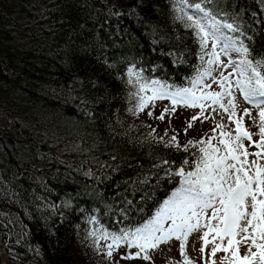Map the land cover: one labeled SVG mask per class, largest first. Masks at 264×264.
<instances>
[{
	"label": "trees",
	"instance_id": "16d2710c",
	"mask_svg": "<svg viewBox=\"0 0 264 264\" xmlns=\"http://www.w3.org/2000/svg\"><path fill=\"white\" fill-rule=\"evenodd\" d=\"M186 1L264 75V0ZM205 57L177 0H0V264H102L95 233L157 219L217 145L137 105L153 80L191 90Z\"/></svg>",
	"mask_w": 264,
	"mask_h": 264
},
{
	"label": "rangeland",
	"instance_id": "374dc122",
	"mask_svg": "<svg viewBox=\"0 0 264 264\" xmlns=\"http://www.w3.org/2000/svg\"><path fill=\"white\" fill-rule=\"evenodd\" d=\"M177 1L180 2L188 17H191L189 19L190 26L196 28L199 32L206 56L207 68L199 76L194 87L191 88V92H194L196 97L204 96L207 93L219 92L222 94L220 102L213 104L210 99H202L199 103L204 105L203 110L198 105L188 106L184 103L181 96L176 95L181 91L172 92L161 81L153 80L149 84H144L142 98H140L141 100L137 105L138 111L147 119L151 118L161 121L164 127L182 125L189 128V131L199 133L202 137L214 131L215 140L212 145H217L216 147L220 149L217 155L226 154L225 146L220 143L221 140L236 142V136L239 135L237 132V121H239L241 130L247 131L251 135V140L242 138L239 143L243 145V149L238 150L237 154L240 155L241 162L245 161V159L247 160L245 168L249 170V174H253L255 168L249 167L252 161L255 160L260 166H264V147L258 148L255 146L256 144H260L262 139H264L260 134V128L264 127V121L261 120L259 115L261 111H264V103H260L257 106V101L261 99L260 97H255L252 101L245 100L243 93L237 87L236 81L246 78L240 75L241 71L247 70L248 75H251L248 64L242 63L247 61L244 57V51L239 46L234 45L233 39L229 34H226L227 31H232V29L223 27V25L228 23H222L214 19L221 26L219 31H215L210 24L212 17L210 18L209 15L206 17L204 13L207 11L202 7L204 11L200 12L195 7L190 6L186 0ZM196 21H199L205 31H215L216 40L213 41L209 37L205 44L203 42L204 33L197 27ZM214 43L216 45L215 49H213ZM225 44L228 45L227 54L222 50ZM213 51L219 55V62L209 63L213 59ZM224 77L228 79L224 80ZM154 92L156 93L155 97L153 96ZM228 93H231V95ZM173 99H176L178 102L174 104ZM229 101L234 103V108L229 104ZM220 104H223L228 111L221 108ZM166 109L167 111H165ZM245 110L249 113L248 115H245ZM233 112L235 113L234 116L232 115ZM149 113L151 114L149 115ZM161 114L164 115L163 120L158 119ZM193 117H198V119L193 120ZM189 123H191V127H188ZM217 125H223V128L217 127ZM222 133H227L228 135H222ZM244 149L249 153L247 157L241 155ZM256 152H260L261 155L259 157L253 155ZM229 163H235V161H229ZM186 178L187 173L182 176L183 187L178 193L188 187L185 184ZM175 197L176 195L171 198L167 205ZM215 207H219V204L217 203ZM165 209L166 206L157 219L137 230L149 228L154 230V234L157 237L167 236V229L173 227V224L172 220L168 218V213ZM211 215L212 209H206L204 216L200 219L201 227L188 236L183 255L181 254L182 241L177 239L175 235L158 243L156 247H149L141 252L136 244L143 243V241H134L133 235H110L100 230L92 236L86 245L90 249H93L91 251L94 259L100 261L102 264H187V262H190V264H230V262L231 264H240L236 260L234 253L242 261L243 257L249 253V247H251V252L256 254L254 259L250 257V264H261V253H264V249H258L252 244V237L254 235L252 229H249L248 233H241L235 236L233 238L234 244L231 248L228 244L229 237H224L221 240L216 236L215 232H210L207 237L209 242L205 246L202 237L208 231L205 225L209 223ZM14 221H16L17 225L20 224L19 219H14ZM192 223H195V221L193 220ZM218 223V220H211L213 227H216ZM137 230L133 233H136ZM125 236L127 239L124 238ZM214 237L215 239H213ZM244 237H247L246 241ZM257 243H264V241L258 240ZM109 245H112L111 249ZM217 245L221 246V250L213 255L212 249ZM202 247L204 248L203 252H201ZM224 248H229V250L225 252L223 251ZM109 251H111V255H109ZM138 252L140 253L139 256L136 255ZM145 255L149 259H143ZM185 258H187V261Z\"/></svg>",
	"mask_w": 264,
	"mask_h": 264
},
{
	"label": "snow or ice",
	"instance_id": "6c2138e0",
	"mask_svg": "<svg viewBox=\"0 0 264 264\" xmlns=\"http://www.w3.org/2000/svg\"><path fill=\"white\" fill-rule=\"evenodd\" d=\"M194 7L197 11H204L200 4H195ZM204 15L207 17L209 14L205 12ZM195 23L204 33L203 42L205 44L209 37L213 41L216 40L215 31H219L221 26L216 23L214 18L210 20L212 28L215 29L213 32L205 31L199 21ZM223 27L233 29L232 24H225ZM215 46L214 43L213 49H215ZM227 48L228 45L225 44L224 49H222L226 54ZM244 51L246 52L247 50L245 49ZM212 55L213 59L209 63L219 62V55L215 51H213ZM242 63L248 64L251 75H248L247 70L241 71L240 75L246 78L244 80H237V87L243 93L245 100L252 101L253 98L260 97L261 99L257 101V106H259L260 103H264V75H261L256 68L252 67L250 61ZM227 79V77H224V80ZM228 94L231 95V93ZM155 95L156 93L154 92L153 96L155 97ZM176 95L181 96L186 105H198L203 110L204 105L199 103L200 100L210 99L213 104H217L220 102L222 94L219 92L207 93L204 96L196 97L195 93L191 92V90L183 89ZM177 102L176 99H173L174 104ZM229 104L233 108L235 107L232 101H229ZM220 107L228 111L223 104H220ZM248 114L247 110H245V115ZM232 115L234 116L235 113L233 112ZM259 115L261 120L264 121V111H261ZM158 119L163 120L164 115L161 114ZM195 119H198V117H193V120ZM191 126V123H189L188 127ZM217 127L223 128V125H217ZM237 132L239 135L236 136V142L230 140L220 141L225 146V155H217L220 149L211 145L199 149L203 155L196 163V171L187 173L185 184L188 187L177 193L175 199L169 205H166L165 211L168 213V218L172 220L173 224V227L167 229V236L157 237L154 234V230L149 228L137 230L136 233L132 234L134 241H143V243L136 244L141 252L149 247L154 248L158 243L175 235L177 239L182 241L181 254L183 255L188 236L201 227L200 219L204 216L206 209H212V215L209 223L205 225L208 231L202 237L205 246L209 242L207 237L210 232H215L216 236L221 240L224 237H229L228 244L231 248L233 247V238L235 236L241 233H248L249 229H252V233L254 234L252 244L258 249H264V243H257L258 240L264 241V166H260L255 160L252 161L249 167H254L255 171L253 174H249V170L245 168L247 160L245 159V161L241 162L240 155L237 152L243 149V145L239 141L242 138L251 140V135L247 131L241 130L239 121H237ZM260 134L264 138V127L260 128ZM222 135L228 134L222 133ZM172 141H176L175 136L172 137ZM199 143L203 144V141ZM189 145L195 147L192 141H189ZM255 146L258 148L264 147V139H262L260 144H256ZM184 150L187 151V147ZM248 154L246 149L241 153L244 157H247ZM253 155L259 157L261 153L256 152ZM229 161H235V163H229ZM179 175H184L183 170L180 171ZM217 203L219 207H215ZM249 208L251 209L250 211ZM193 220L195 223H192ZM211 220H218V225L213 227ZM159 230L163 231L162 229ZM124 238L127 239L126 236ZM244 240L246 241L247 237H244ZM111 247L112 245H109L110 249ZM219 250H221L220 245L214 247L212 249L213 255ZM228 250L229 248L223 249L225 252ZM203 251L204 248L202 247L201 252ZM109 255H111V251H109ZM136 255L139 256L140 253L138 252ZM234 255L240 264H250V257L254 259L256 254L252 253L251 247H249V253L243 257L242 261L236 253ZM143 259L147 260L149 257L145 255ZM185 259L187 261V258ZM187 264H190V262H187ZM261 264H264V253H261Z\"/></svg>",
	"mask_w": 264,
	"mask_h": 264
},
{
	"label": "bare ground",
	"instance_id": "6f19581e",
	"mask_svg": "<svg viewBox=\"0 0 264 264\" xmlns=\"http://www.w3.org/2000/svg\"><path fill=\"white\" fill-rule=\"evenodd\" d=\"M31 160H32V159H31ZM29 161H30V160H29ZM29 161H28V162H29ZM26 162H27V161H26ZM29 166H30V165H29ZM29 166H27V167H29ZM0 168H1V167H0ZM19 190H20V189H19Z\"/></svg>",
	"mask_w": 264,
	"mask_h": 264
}]
</instances>
